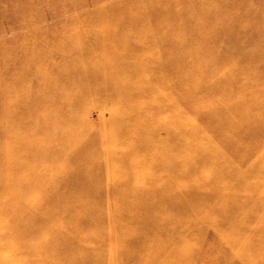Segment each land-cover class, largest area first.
Wrapping results in <instances>:
<instances>
[{
	"label": "bare ground",
	"instance_id": "bare-ground-1",
	"mask_svg": "<svg viewBox=\"0 0 264 264\" xmlns=\"http://www.w3.org/2000/svg\"><path fill=\"white\" fill-rule=\"evenodd\" d=\"M118 7L105 5L98 8L94 18L109 25L118 24L125 16H109ZM132 29L126 30L123 35L126 38L136 35L138 32ZM69 33V42L64 40L53 44L56 48L61 46L59 50L67 49L75 54L70 58H62L61 54L55 64L45 58L41 60L40 70L28 75L31 84L45 85L56 82L57 78L64 81L71 68L79 67L81 71L90 73L84 82L85 88L75 91L73 101L64 105L49 103L51 110L42 119L45 126L47 124L41 137L45 145L33 147V151L48 164V183L51 184L48 189L53 190L49 191L52 198L40 204L21 201L13 196V201L4 203L0 200V220H12L10 226L0 223V251L13 250L15 261L31 258V264H68L65 262L68 256H73L69 264H144V253L150 252L153 253L154 263L145 264H166L170 261L196 264L204 260L202 255L196 258L197 249L207 245L209 251L206 252L211 259L215 258L217 264H237L235 258L239 259V264H264V121L253 118L252 122L239 123L241 132L237 133V137L243 141L236 140V133L229 136V142L226 141L228 152L223 150V143L210 147L209 141H213V137L201 134L198 129L200 121L189 117V110L183 109L178 101L172 100L168 104V99L160 94L156 95L157 99L148 110H140V104L147 102L146 97L166 86L155 79L140 77L147 72L155 77L161 67L148 63L146 59L140 60L129 49L133 45L131 41L117 39L115 31H102L91 35V39L87 37L89 35L79 37L78 43L71 36L77 34L78 37L79 32ZM150 45V40H142L140 47L151 51ZM48 48L53 50V47ZM48 55L53 56L51 51ZM251 57L250 63L256 64L259 58L264 57V52L260 49ZM108 58L113 61L107 62ZM124 60L134 62L122 65ZM94 63L98 64V70L93 69ZM55 66L58 68L54 73ZM26 72L30 74L29 70ZM104 73L109 77L101 81ZM130 75L138 77L135 80L123 79ZM64 85L68 87L69 81ZM62 89L64 92L65 89ZM262 92L255 89L256 107L248 111L255 114L264 112L259 106L263 103ZM83 95L92 96L98 108L110 101L111 108L122 110V114H113L101 121L99 130H86L76 137L65 122L75 118L73 110ZM18 111L22 112L20 107ZM165 111L172 113L167 123L152 126V117ZM217 116L218 112L202 118L201 122L208 121L221 128ZM6 119L3 114L2 126L6 124ZM12 126L13 120L10 121V129ZM2 131L4 135L5 129ZM161 131L165 132L164 137H159ZM184 131L189 136L179 137V133ZM244 131L251 135L250 144L244 140L245 134L241 135ZM195 143L196 147L193 146ZM118 144L125 146L124 151L116 150ZM89 156L98 158L91 162L86 160ZM69 165L79 171H97L90 177L100 181L89 187L87 181H79L84 179L77 172L68 171ZM61 166L64 173L58 170ZM118 166L120 168H116ZM143 171L149 174L148 180L143 184L145 186L137 187V181L132 177L141 175ZM46 177L42 172L37 181L44 184ZM78 183L87 188L83 190L87 194L83 198L87 200L77 203L56 200L73 198L66 192ZM60 184L65 192L62 195L54 191ZM34 187L29 186V190L32 189L30 193L36 195ZM121 187L131 190L121 192ZM242 197L245 198L243 204L239 200ZM101 198L104 200H99ZM55 202H58V210H52ZM205 214L214 220L206 221L210 217ZM91 221L99 225L95 226L96 230L93 233L81 232L80 229L90 225ZM99 228L105 229V232L100 233ZM63 230L72 232V235L66 237ZM156 231L158 234L154 235ZM211 231L215 235L210 234ZM15 242L22 250L13 249ZM72 242L80 249L70 250L68 245ZM164 242L170 244L167 250L160 248ZM180 245L184 250L180 251ZM186 246L193 249L186 251ZM225 249L231 253L230 258L220 256ZM256 250L259 252L255 253Z\"/></svg>",
	"mask_w": 264,
	"mask_h": 264
},
{
	"label": "rangeland",
	"instance_id": "rangeland-1",
	"mask_svg": "<svg viewBox=\"0 0 264 264\" xmlns=\"http://www.w3.org/2000/svg\"><path fill=\"white\" fill-rule=\"evenodd\" d=\"M105 5L120 6L115 8L109 16H125V19L120 20L118 24L110 25L99 22L94 15L98 8ZM129 17L133 19H128ZM129 28H133L132 30L138 33L126 38L123 33ZM102 31L107 33L115 31L117 39L132 42L133 45L129 49L140 60L146 59L148 63L151 62L161 67L160 73L155 77L148 72L140 76L146 80L153 79L154 81L155 79L162 86L164 84L166 86L163 90H157L151 97H146L147 102L140 104V110L146 108L148 110L157 99L156 95L160 94L168 99H165L168 104L172 100L178 101L183 109L187 112L189 110V117L200 121L198 129L201 130V134L213 137V141H209L208 146L216 147L223 143L225 152L229 150L228 138L232 134L236 133L234 134L236 140L243 141L237 137L239 136L237 133L241 132L239 123L252 122L253 118L264 121V112L255 114L247 110L256 107L257 100L255 101L253 94L256 88L263 91L261 94L263 103L259 106L264 109V70H262L264 67L262 58L264 57L259 58L256 64L250 63L251 56L256 51L261 49L264 52V0H0V133L2 134V129H5L4 135H0V200L4 203L13 201L14 198L26 202H39V204L42 201L51 200L48 189L51 186L48 183V164L37 155V152L33 151L35 150L33 147L45 145V140L41 137L47 124L45 126L42 119L51 110L49 103L58 102L64 105L73 101L75 91L85 88L84 82L90 77L89 71H81L79 67H75V69L68 70L64 81L57 78L58 84L53 82L54 85L53 83L35 85L28 82V75L34 74L37 69L40 70L41 60L44 61L45 58L55 64L59 61L61 54L62 58L64 56L70 58L75 54L65 49L69 52L66 55L65 51L59 50L61 46L55 47L59 41H68L69 32L72 34L79 32L78 37L77 34L71 36L74 38L73 41L77 40L79 43V37L84 36L85 38L89 35L87 37L91 39L94 33ZM142 40L148 42L150 40L151 51L140 47ZM136 42H139V46H136ZM48 47H53V50ZM50 51L53 55L51 57L47 56ZM106 61L112 62L113 60L108 58ZM133 62L134 60H124L121 63L126 65ZM97 65L93 64L94 70H98ZM57 68L54 67V73ZM27 70L30 74L26 72ZM107 77L109 75L104 73L100 80ZM137 77L130 75L124 76L123 79L125 81L126 79L135 80ZM68 81L69 86L67 87L64 83ZM62 87L66 92L62 91ZM92 99V96L88 98L83 95L73 110L75 118L65 122L66 126L73 131L72 133H76V137L85 133L86 130H99L101 121L109 119L111 115L122 114V110L111 108L110 101H106L102 107L98 108L99 106ZM139 101L137 99V102ZM18 107L22 112L18 111ZM217 112L219 114L217 123L222 124L219 126L221 128H217L216 124L208 121L201 122L202 118L213 116ZM3 114L7 122L2 126L1 116ZM170 114H172L171 111H165L155 115L150 120L152 126L166 124ZM10 115H12L11 118ZM12 120L13 126L10 129ZM8 128L9 130L6 131ZM179 134V137H183L188 133L184 131ZM244 134L246 136L244 140L250 144L251 135L247 131L241 133L242 136ZM164 136L165 132L161 131L159 137ZM193 146L196 147V143ZM124 149V145L116 146L118 151H124ZM97 158V156H89L86 160L92 162ZM58 170L65 172L63 166ZM68 171L77 172V175L84 179L79 181H87L89 187L100 181L90 177L98 173L95 170L79 171L69 165ZM42 172L45 176L47 175V182L44 181V184L37 181ZM143 172L141 175L135 174L132 177V180L137 181L135 185L137 187L145 186L143 184L148 180L149 174L146 171ZM61 184L54 189L59 192V195L65 193ZM31 185L36 186L33 190L37 192L36 195L30 193L32 189L29 190V186ZM121 188V192L131 190ZM86 189L79 184L75 188L66 189L68 191L66 193L73 198L61 199V197L56 200L75 201L76 203L87 200L83 198L87 196L83 192ZM88 190L90 191L89 188ZM239 200L241 204L245 202L243 197ZM57 203L52 205V210L59 209ZM207 219L214 220L213 217L206 218V221ZM58 221L64 223L63 220ZM0 223L10 226L12 220H0ZM95 226L99 225L91 221L90 225L80 231L93 233L92 231L96 230ZM99 229L100 233L105 232V229ZM209 233L215 235L214 231ZM63 234L68 237L72 235V232L63 230ZM156 234H158L157 231L154 235ZM168 242L161 244L160 248L167 250L170 246ZM252 242L249 243L250 246ZM176 245L179 247L178 244ZM12 247L18 250L20 244L15 242ZM68 247L70 250H76L80 246L72 242ZM182 248L180 251L184 250ZM185 248L189 252L193 249L187 246ZM206 251H209L207 245L200 250L197 249L196 258L202 255L204 260L196 264H217L215 258L211 259L209 252ZM258 252L259 250L255 251V253ZM13 253H15L13 250L8 249L0 251V264L3 262L7 264L32 263L31 258L26 260L18 258V261H15ZM212 253L215 254V252ZM144 254L142 259L144 264L154 263L153 253ZM230 254L225 249L220 256L230 258ZM72 257L68 256L65 262L69 264ZM238 260L235 258L237 264H239ZM166 264L177 263L170 261Z\"/></svg>",
	"mask_w": 264,
	"mask_h": 264
}]
</instances>
